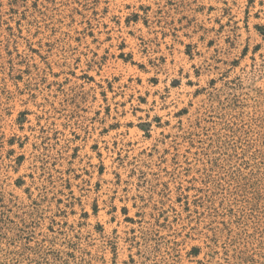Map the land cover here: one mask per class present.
I'll return each mask as SVG.
<instances>
[{"label":"rangeland","instance_id":"obj_1","mask_svg":"<svg viewBox=\"0 0 264 264\" xmlns=\"http://www.w3.org/2000/svg\"><path fill=\"white\" fill-rule=\"evenodd\" d=\"M0 264H264V0H0Z\"/></svg>","mask_w":264,"mask_h":264}]
</instances>
